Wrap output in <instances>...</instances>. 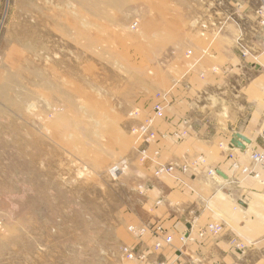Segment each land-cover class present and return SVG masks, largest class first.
Instances as JSON below:
<instances>
[{
    "label": "rangeland",
    "instance_id": "obj_1",
    "mask_svg": "<svg viewBox=\"0 0 264 264\" xmlns=\"http://www.w3.org/2000/svg\"><path fill=\"white\" fill-rule=\"evenodd\" d=\"M259 9L264 0H0V264H120L126 216L151 178L134 110L188 46L249 43Z\"/></svg>",
    "mask_w": 264,
    "mask_h": 264
},
{
    "label": "crops",
    "instance_id": "obj_2",
    "mask_svg": "<svg viewBox=\"0 0 264 264\" xmlns=\"http://www.w3.org/2000/svg\"><path fill=\"white\" fill-rule=\"evenodd\" d=\"M260 25L245 43L250 53L245 56L236 36L206 48L188 46L174 61L178 72L166 87L134 110L140 119L153 117L156 135L146 147L151 178L144 200L126 216V227L146 230L140 236L127 229L122 234L120 264H264V166L250 154L264 151ZM154 104L162 106V116H154ZM234 134L246 138L240 140L243 147L232 144ZM158 164L174 167L156 175ZM217 222L221 231L206 229ZM162 236L172 240H161L156 251L153 245ZM234 242L244 248L236 249ZM123 246L143 258L125 260Z\"/></svg>",
    "mask_w": 264,
    "mask_h": 264
},
{
    "label": "built area",
    "instance_id": "obj_3",
    "mask_svg": "<svg viewBox=\"0 0 264 264\" xmlns=\"http://www.w3.org/2000/svg\"><path fill=\"white\" fill-rule=\"evenodd\" d=\"M258 13H261L260 16V24L264 27V10L263 9H259L257 11ZM132 26H137V22H134L132 24ZM236 46L239 49L240 53L245 56L249 53V48L247 47V45L245 43H242L239 39H237L236 42ZM153 111H154V116H162L163 111H162V106L160 104H154L153 106ZM156 135V129L154 127L153 124V117H146L144 119H142V121L140 122V124L138 125V136H137V140L140 139L141 142L145 143L147 146L152 143L154 137ZM146 146V147H147ZM142 153L145 156L146 153V148H144L142 150ZM251 158L252 161L255 164L264 166V151H257L256 149H253L251 151ZM173 165L169 164V165H162V164H158L156 169L154 170L156 175L159 174H163V173H169L172 169H173ZM187 167V164L182 165V170H184ZM118 169L117 166H112L110 168L111 172H115ZM243 171H248V169L246 167L242 168ZM209 174L213 175L215 174V172L213 170L209 171ZM255 177L258 176L257 173H253ZM127 231L131 234H133L134 236H140L142 232H144L146 230L145 226H141V227H136L133 224H129L126 227ZM156 229L158 231L161 232V228L160 226L156 227ZM206 229L212 232L217 233L218 231H221L222 229V224L217 222V223H209L206 225ZM182 240H184V236L181 237ZM163 240L165 243L169 244L172 240L171 236H162L161 239L157 240V242L153 245V248L157 251V249L161 248L162 245V241ZM235 248L236 249H243L244 245L240 242H234ZM122 249V255L123 258L125 260H132L134 258H138V259H142V256H136V254L134 253V251L126 246L121 247Z\"/></svg>",
    "mask_w": 264,
    "mask_h": 264
},
{
    "label": "water",
    "instance_id": "obj_4",
    "mask_svg": "<svg viewBox=\"0 0 264 264\" xmlns=\"http://www.w3.org/2000/svg\"><path fill=\"white\" fill-rule=\"evenodd\" d=\"M240 140L244 141L246 140V138L241 136L240 134H234V136L232 137V144H234L237 147H243V144L241 143ZM217 172L218 174L223 176V174L219 170Z\"/></svg>",
    "mask_w": 264,
    "mask_h": 264
},
{
    "label": "bare ground",
    "instance_id": "obj_5",
    "mask_svg": "<svg viewBox=\"0 0 264 264\" xmlns=\"http://www.w3.org/2000/svg\"><path fill=\"white\" fill-rule=\"evenodd\" d=\"M250 54V53H249Z\"/></svg>",
    "mask_w": 264,
    "mask_h": 264
}]
</instances>
